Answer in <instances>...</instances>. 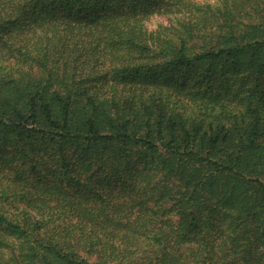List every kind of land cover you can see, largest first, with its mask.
Wrapping results in <instances>:
<instances>
[{"label":"trees","instance_id":"16d2710c","mask_svg":"<svg viewBox=\"0 0 264 264\" xmlns=\"http://www.w3.org/2000/svg\"><path fill=\"white\" fill-rule=\"evenodd\" d=\"M0 264H264V0H0Z\"/></svg>","mask_w":264,"mask_h":264},{"label":"rangeland","instance_id":"374dc122","mask_svg":"<svg viewBox=\"0 0 264 264\" xmlns=\"http://www.w3.org/2000/svg\"><path fill=\"white\" fill-rule=\"evenodd\" d=\"M202 1H213V0H202ZM157 24H164V25H168L169 22L167 21V19L163 16H153L149 21H148V28L149 29H153L155 28V26Z\"/></svg>","mask_w":264,"mask_h":264}]
</instances>
